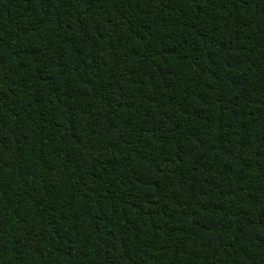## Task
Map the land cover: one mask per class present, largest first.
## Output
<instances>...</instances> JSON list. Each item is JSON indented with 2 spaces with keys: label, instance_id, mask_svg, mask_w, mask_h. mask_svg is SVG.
I'll use <instances>...</instances> for the list:
<instances>
[{
  "label": "trees",
  "instance_id": "1",
  "mask_svg": "<svg viewBox=\"0 0 264 264\" xmlns=\"http://www.w3.org/2000/svg\"><path fill=\"white\" fill-rule=\"evenodd\" d=\"M0 264H264V0H0Z\"/></svg>",
  "mask_w": 264,
  "mask_h": 264
}]
</instances>
